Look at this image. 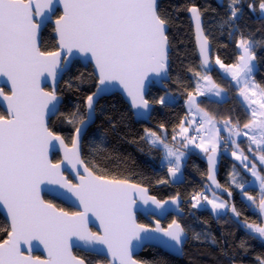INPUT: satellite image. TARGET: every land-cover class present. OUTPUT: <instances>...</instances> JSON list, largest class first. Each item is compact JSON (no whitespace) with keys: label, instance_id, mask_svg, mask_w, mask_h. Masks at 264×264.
<instances>
[{"label":"snow or ice","instance_id":"6c2138e0","mask_svg":"<svg viewBox=\"0 0 264 264\" xmlns=\"http://www.w3.org/2000/svg\"><path fill=\"white\" fill-rule=\"evenodd\" d=\"M241 3L242 0H230L226 22L239 19ZM57 5L62 7L59 15ZM247 8L252 12L258 9V18L264 20V0H251ZM188 11L196 22L201 65L199 71L189 69L194 88H185L187 112L172 127L170 140L163 123L155 130L145 128L139 139L150 150L162 151L161 159L173 179L182 176V166L193 149L204 153L210 182L205 188L211 192V198L205 191L194 192L190 196L191 207H203V201L218 216L231 212L247 235L264 241V175L261 174L264 167L258 169L256 162L264 166V86L254 77L257 43L241 32L236 42L240 53L236 62L225 64L217 56L213 64L208 37L201 29L200 9L192 6ZM53 17L58 50H42V31ZM170 21L159 0H0V77H6L10 83V94L0 87V102L6 103L7 108L6 114H0V206L6 209L11 221L8 239L0 243V264H86L85 259L72 254L77 241L87 248L106 246L113 264H143L133 258V241L143 240L142 234L148 233L161 234L156 237L161 244L182 251L188 233L179 221L173 219L167 227H161L157 221V226L150 228L138 224L135 215L138 203L154 205L163 215L167 204L179 206V195L162 201L150 195L147 187L128 178L98 174L95 169L99 166L90 167L81 152L88 126L95 120L98 97L109 86L122 87L137 115L143 116L150 110L146 82L150 76L168 77ZM235 31L240 29L236 27ZM73 53L94 62L98 85L95 92L87 95L84 111L81 113L77 108L66 117L68 123L74 124L72 146L68 148L64 138L49 126V119L59 112L60 97L55 83L68 64L67 57ZM215 66H219L221 78L235 88L249 114L248 122L242 127L238 120L233 123L231 119H224L220 126L215 115L201 107L204 100L199 98L225 100L227 97L225 88L210 74L216 70ZM41 78H51L54 86L50 91L41 87ZM175 102L176 97L165 92L152 103L166 106ZM108 120L115 130L116 123L111 118ZM222 131L227 136H222ZM104 135L101 134V143ZM244 138L248 142L246 150L240 146ZM57 143L63 148L64 157L53 163L49 151ZM228 151L258 182L257 200L246 187L253 181L244 180L236 165L229 173L230 184L246 198L245 206L260 217L259 223L241 221L242 213L236 205L221 199L214 190L222 189L232 197V191L223 188L216 179L218 154ZM65 165L75 172L78 183L64 177ZM158 183L167 184L168 180L160 179ZM44 184L66 189L76 197L83 211L69 213L45 200L41 196ZM89 213L99 221L102 233L88 228ZM193 239L200 240L201 235L194 233ZM34 240L43 244L48 254L46 260L24 254L22 246L27 245L30 252ZM238 248L243 255L250 250L243 239ZM254 260L255 264H264V254L256 255Z\"/></svg>","mask_w":264,"mask_h":264},{"label":"trees","instance_id":"16d2710c","mask_svg":"<svg viewBox=\"0 0 264 264\" xmlns=\"http://www.w3.org/2000/svg\"><path fill=\"white\" fill-rule=\"evenodd\" d=\"M251 0H242L239 19L228 23L230 15V0H162L159 1L160 8L165 14L170 16L171 21L168 28L170 52L168 81L162 90L151 86L146 96L152 104L153 109L147 122L135 119L130 107L118 94L103 97L96 104V116L93 125L88 129L87 135L82 141V157L91 167L93 164L99 167L95 169L98 174L116 175L121 178H128L133 183L141 184L149 189V194L154 195L159 200H170L177 195L180 196L181 210L183 217L169 215L161 224L167 227L173 219L179 221L188 233V240L182 249L181 257H174L162 250L147 246L135 257L143 264H255L254 257L264 254V244L262 241L252 239L247 235L244 228L236 222L231 212L226 215L213 217L208 209L192 208L190 196L197 191H204L207 185V168L201 156L191 152L184 162L182 172L183 180L179 183H172L167 174V169L162 163V151L160 149H149V146L140 141L145 128L156 129L161 123L165 124L169 132L186 114L187 109L184 104L186 99L185 88L193 90V74L189 69L200 70V62L197 57L193 29L188 18V8L196 6L204 22V33L212 46V63L219 56L225 64L236 62L239 51L236 42L241 32L246 37L253 38L256 43L257 68L254 77L257 83L264 86V20L259 19V10L255 12L247 8ZM60 12H57L59 15ZM55 17H53V20ZM235 26V27H234ZM240 29L239 32L235 28ZM53 27L49 24L42 32V50L55 51L56 41L52 37ZM229 33H234L229 35ZM213 79L219 83L227 92V98L222 102L213 99H204L201 107L205 108L216 119L221 122L224 119H231L233 123L237 120L242 127L249 120V114L245 111V106L239 99L237 92L228 80L221 78L218 68L210 73ZM71 85V87H69ZM97 88V78L92 67L81 65L78 61L73 62L71 68L65 73L57 87V95L61 97L57 115L49 120V126L64 138L67 145L71 144L74 134V124L67 122L66 117L79 108L84 111L85 99L87 95L95 92ZM46 90H50L46 88ZM165 92L176 97L174 104L160 105L152 103ZM0 114H5L0 108ZM108 118L116 123L115 130H112ZM104 133L101 143V134ZM136 141V142H131ZM99 147L97 148V145ZM245 149L248 147L247 139L241 143ZM143 149L141 151L140 149ZM95 149V150H94ZM221 161L218 166V182L223 188L232 191L229 198L227 192L222 189L218 195L234 203L242 213L240 220L248 222H260V217L254 215L248 207L246 201L242 199L240 191L230 184L229 173L235 165L233 159L223 152L220 154ZM60 161L58 154L52 156V162ZM258 169L264 167L259 165ZM248 180L249 177L242 173ZM264 175V171L261 172ZM160 179L168 180L167 184H160ZM249 194L259 199V192L254 188L249 189ZM51 201L58 208H63L71 213L76 212L62 202L44 197ZM138 224L151 226V222L142 216L137 217ZM10 231L6 220L0 215V243L8 238ZM199 233L200 240L193 239V234ZM246 240L250 246L247 255H243L238 248L241 240ZM215 240V243L213 242ZM74 255L85 259L86 264H108L104 258L86 254L81 251H74ZM35 257H40L35 254Z\"/></svg>","mask_w":264,"mask_h":264},{"label":"water","instance_id":"95a60500","mask_svg":"<svg viewBox=\"0 0 264 264\" xmlns=\"http://www.w3.org/2000/svg\"><path fill=\"white\" fill-rule=\"evenodd\" d=\"M159 1H162V0H159ZM57 9L61 13L62 7L60 5H57ZM187 15H188V18L190 20V24H191L192 29H193L195 49H196L198 60L201 64V55H200V49H199V41L197 39L198 33H197V28H196V22L194 19H192V14L189 11H188ZM48 24H51L54 28V20L53 19L48 21L47 25ZM201 29L203 30V34L205 36L204 22H203L202 16H201ZM53 38L56 41V47L58 50V44H57V38H56L55 31H53ZM209 48H210L209 56H210V59L212 61V46H211L210 42H209ZM169 52H170V48H169ZM168 56H169V53H168ZM67 59H68V64H67L66 68H64V70L61 71L60 75L57 77V81L55 83L56 88L58 87L63 75L68 72V70L71 68L73 62H75V61H78L81 65H83L85 67L90 65L92 67V71H93L95 77L97 78V71L95 69V64L90 58L85 59L82 54L73 53L71 56H68ZM168 79H169V76L167 78L150 76L149 80L146 82V96H147L151 86H155L157 88L164 90L165 89L164 84L168 81ZM97 85H98V79H97ZM53 86L54 85H53V82L51 81V78H48L47 80H45L44 78H41V87H43L45 90H46V88H49L51 90ZM0 87L5 88L9 92L10 83L6 82V77H0ZM101 87H104V86H101ZM50 90H46V91H50ZM9 94H10V92H9ZM112 94H118L122 97V99L130 107V109H131L136 120L143 121V122L148 121L150 114H151V111L153 109V106H151L150 110L148 112H145L143 114V116L137 115L136 110L131 107L130 98L126 95V93L123 91L122 87L119 85H115L114 87L109 86L108 91L103 92L99 95L98 101L100 99H102L103 97H108ZM61 104H62V99L60 97L59 101L57 102V107L60 108ZM0 108L6 114V112H7L6 103L0 102ZM55 116L50 115V119L54 118ZM93 123H91L88 126V129L93 125ZM88 129H87V131H88ZM67 146H68V148H71L72 145L70 144ZM81 152H82V144H81ZM54 154L59 155L60 161L64 157V150L58 143L56 144L55 148H52L49 151V158L51 160H52V156ZM201 159L206 164V168L208 171L207 156L206 155L201 156ZM220 161H221V157H220V154H218L217 165H216V179H217V175H218V166L220 164ZM62 172H63L64 177L67 180L71 181L73 184H76L79 182L78 177L76 176L75 172L71 169L70 166H68V165L63 166ZM81 172H82V169H81ZM217 181H218V179H217ZM209 184H210V182L207 179V185H209ZM214 190L217 192V194L221 191V189H214ZM41 196L43 198L45 196L54 198V199L62 202L63 204L69 206L70 208H72L76 212L83 211V208L79 204V201L76 199V197L72 196L71 193H68L66 189L60 188L58 185H51V184L41 185ZM165 208H166V211L164 212L163 215H161L160 210L156 209L154 205H151V204L144 205L142 203H138L137 207H136V212H135L136 220H137V216L140 215L143 218H145L151 222V226H148V227L155 228L157 226V221H159V224L162 227L161 223L169 215H172V216H175L178 218L183 217V215H184L183 211L181 210V202L179 203V206H177L176 204L169 203L165 206ZM0 215L6 220V222L9 225V229H10V223H11L10 218L7 215L6 209H4L2 206H0ZM88 220H89L88 228L92 232L94 231L96 233H102V229L100 228L99 221L96 220L95 217L92 216L91 213H89ZM160 235L161 234H159V233L142 234V236H144L143 240L133 241V249H132L133 258L135 259V257L141 252V250L147 246L156 247V248L162 250L163 252L168 253L174 257H181L182 251H177L173 248L167 247V246L161 244L158 239H156V237H159ZM187 240H188V235H187ZM262 243L264 244V241H262ZM32 245L33 246L31 248L30 252H29L27 245L22 246V250H23L25 255L30 254L31 256L35 257L34 256L35 254H39L40 255L39 258L41 260H46L48 258L47 251L45 250L43 244L39 243V241L34 240L32 242ZM184 245L182 246V249H183ZM71 250H72L73 255H74V251H81V252H84L86 254H91V255L98 256L100 258H104L108 262V264H113L112 257L108 253L106 246L95 245V246H92L90 248H87L81 242L77 241V242H75V245L72 247Z\"/></svg>","mask_w":264,"mask_h":264},{"label":"rangeland","instance_id":"374dc122","mask_svg":"<svg viewBox=\"0 0 264 264\" xmlns=\"http://www.w3.org/2000/svg\"><path fill=\"white\" fill-rule=\"evenodd\" d=\"M255 63H256V62H255ZM215 67L219 69V66H215ZM256 68H257V65H256ZM226 98H227V97H226ZM210 99H213V100H215V101H217V102H222V101H224V100H220L219 98H215V97H212V98H210ZM239 99L241 100V98H239ZM241 102H242V100H241ZM186 109H187V108H186ZM220 126H222V125H220ZM221 135H222V136H227V132H226V131H222V132H221ZM244 139H247V138H244ZM240 146H241L242 149H245L243 145H240ZM245 150H246V149H245ZM192 152L195 153V154H197V155L205 156L204 153L201 154V152H200V153L197 152V149H193ZM186 158H187V157H186ZM231 158H233V157L231 156ZM250 158H251V157H250ZM233 159H234V158H233ZM185 161H186V159H185ZM234 163H235V165L237 166L238 171L240 172V176H242L244 180L246 179V177L243 176L242 173H244L246 176L249 177L248 180L253 181V183H252L251 185H246V187H247L248 189H250V188H254V189L258 190V192H259L258 182H255L254 178L251 177V174L248 173V172L243 168V166L240 164L239 161H236V160L234 159ZM257 166H258V163H257ZM182 168H183V166H182ZM182 177H183V172H182V176H180V178L177 177V178L173 179V178L170 177L169 179H170V181H171L172 183H179L180 181L183 180ZM180 179H181V180H180ZM237 179H240V177H237ZM232 186H234V185H232ZM238 190H239V189H238ZM204 191H205V194H207V195L211 198V192L207 191L206 189H205ZM239 191H240V190H239ZM241 197H242V196H241ZM221 199H224V198L221 196ZM242 199L246 201V198L242 197ZM224 200H226V199H224ZM246 202H247V201H246ZM202 203H203L204 206H203V207H199L198 209H208L209 212L212 214L213 217L217 218V217H219V216L226 215V214H221V215L218 216V215H216V214H214V213L212 212V210H211V206H210V205H207L206 202H202Z\"/></svg>","mask_w":264,"mask_h":264},{"label":"crops","instance_id":"0c3cea01","mask_svg":"<svg viewBox=\"0 0 264 264\" xmlns=\"http://www.w3.org/2000/svg\"><path fill=\"white\" fill-rule=\"evenodd\" d=\"M219 2H221L222 0H218ZM197 152H199L200 153V150L199 149H197ZM201 154H202V152H201ZM229 157L231 158V154L229 155ZM231 159H233V158H231ZM233 161H234V159H233ZM162 163H163V166H164V162L162 161ZM165 167V166H164ZM166 168V167H165ZM170 178V177H169ZM178 178H180V176L178 177ZM183 178V177H182ZM181 180V179H180Z\"/></svg>","mask_w":264,"mask_h":264},{"label":"flooded vegetation","instance_id":"af4514ba","mask_svg":"<svg viewBox=\"0 0 264 264\" xmlns=\"http://www.w3.org/2000/svg\"><path fill=\"white\" fill-rule=\"evenodd\" d=\"M53 19V18H52ZM49 25V24H48ZM51 25V24H50ZM52 26V25H51ZM53 27V26H52ZM53 31H54V28H53ZM43 32V31H42ZM52 37H53V32H52ZM56 50H57V47H56ZM55 50V51H56ZM4 91L6 92V93H8L9 94V92L4 88ZM3 111V110H2ZM58 163V162H57ZM138 217V216H137ZM94 232V231H93Z\"/></svg>","mask_w":264,"mask_h":264},{"label":"built area","instance_id":"2783aa9c","mask_svg":"<svg viewBox=\"0 0 264 264\" xmlns=\"http://www.w3.org/2000/svg\"><path fill=\"white\" fill-rule=\"evenodd\" d=\"M225 153V155H230V151H228V152H224ZM203 202V201H202Z\"/></svg>","mask_w":264,"mask_h":264}]
</instances>
